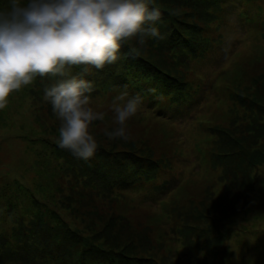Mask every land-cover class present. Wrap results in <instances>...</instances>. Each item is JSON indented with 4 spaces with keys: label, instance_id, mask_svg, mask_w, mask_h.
<instances>
[{
    "label": "rangeland",
    "instance_id": "obj_1",
    "mask_svg": "<svg viewBox=\"0 0 264 264\" xmlns=\"http://www.w3.org/2000/svg\"><path fill=\"white\" fill-rule=\"evenodd\" d=\"M8 5L9 0H0V10ZM206 10L216 14L207 17L212 23L204 28V37L211 39L207 52L195 51L194 57L188 52L182 59L166 48L164 33L148 37L152 47H145L147 37L141 48L129 43L139 38L123 43L153 60L152 65L166 75L164 81L175 77L179 81L172 79L174 84L184 86L177 96H158L154 110L147 106L151 97L142 99L137 114L127 122V140H109L104 130L118 127L112 104L124 103L130 93L125 91V101H117L122 88L100 85L94 67L68 70L69 75L90 80L91 106L106 114L104 121L90 126L98 149L88 160L58 145L60 122L44 100L45 88L57 80L37 77L9 96L7 106L0 109V239L8 242L0 247L23 254L22 247H32L33 241L22 235L20 227L28 234L30 222L40 218L66 242L71 240L58 228L72 232L89 225L90 231L101 228L102 237L106 229L105 246L124 247L130 254L150 257L152 264H264V0H229L222 10L212 4L200 7L202 13ZM180 16L204 26L194 13ZM153 26L169 31L161 18ZM185 43L183 38L176 41ZM186 94L192 95L190 107L179 100ZM153 95L152 91V99ZM129 148L142 150L138 156L143 159L130 172L135 186L121 192V183L106 184L101 175L110 166L115 171L124 167L109 152ZM152 170L157 177H148ZM7 181L21 184L38 205L39 201L46 205L31 207L28 193L15 195L13 184L7 195ZM162 182L160 190L155 184ZM48 212L59 215L69 227ZM43 254L33 251L28 262L7 264H51L52 252L40 263ZM4 257L0 256L1 264H6Z\"/></svg>",
    "mask_w": 264,
    "mask_h": 264
},
{
    "label": "clouds",
    "instance_id": "obj_2",
    "mask_svg": "<svg viewBox=\"0 0 264 264\" xmlns=\"http://www.w3.org/2000/svg\"><path fill=\"white\" fill-rule=\"evenodd\" d=\"M150 5L151 0H9L0 10V109L37 77H60L44 90L60 122L58 145L78 158H92L98 143L89 129L106 114L91 106L93 84L68 70H102L117 62L124 42L139 38L143 45L145 37L160 38L153 24L162 14ZM126 95L116 100L125 101ZM141 102L139 96L113 102L118 127L104 130L109 140L129 139L127 122Z\"/></svg>",
    "mask_w": 264,
    "mask_h": 264
},
{
    "label": "trees",
    "instance_id": "obj_3",
    "mask_svg": "<svg viewBox=\"0 0 264 264\" xmlns=\"http://www.w3.org/2000/svg\"><path fill=\"white\" fill-rule=\"evenodd\" d=\"M155 1L156 3H151L150 6L158 8L160 10L162 14L161 21L162 23H166L167 27L169 28V31H166L164 28L159 26L160 34L164 33V38L166 39L162 40V42L165 44L167 49L173 52V54H179L182 59H186L187 57L185 53L189 52L190 54H194L195 51L199 50L200 53L202 52V50H204L203 52H207L208 49L206 45L211 44V39H207L206 37H204V28L210 23H212V20L207 19V17L213 18L216 16V14H211L210 10H206L202 13L200 11V7L208 8L209 5L212 4L217 10L221 9L224 6V3L229 0ZM163 7H167L166 10L163 9ZM186 8H189L190 11L186 12ZM190 13H194L197 19L203 21L204 26L199 25L196 22L189 23L185 20L180 19V17H182L180 16L181 14L189 15ZM262 18V29L264 30V16ZM182 38L186 39V45H176V41H180V39ZM147 39L149 42L148 46H145V44H139L138 39H135L132 42L130 41L129 43L133 46H137L140 48L143 46L152 47V38L147 37ZM189 39H192L194 43H190ZM126 46L122 45V48L120 49L119 53V59L117 60V62L111 65H106L102 70H98L99 76L101 77L100 85L104 86V84H107V81H109L111 85L122 88L124 92L128 91L130 95L132 94L131 97L139 96L142 99L146 98L148 100L149 96L151 97L152 101L147 103L148 106H152V102L155 101L156 98L158 96H161L162 94L169 95V97H172L173 95L177 96L178 94H182L183 85H175L174 81L172 80L178 79L172 77L171 79L167 80V82L164 81L163 79H165L166 75L158 67L152 65V60L150 58H146L137 54L134 50L131 49V46L129 44H127ZM197 54L198 53L194 54L193 57ZM159 60L166 63L163 58H159ZM169 64L170 66H173L174 63L170 62ZM82 75L84 74L80 72L79 76ZM48 78H53L57 81L61 79L60 77ZM85 79L90 81L86 77ZM152 91L154 93L153 99ZM179 100L183 105L187 107H190L193 101L191 94H186ZM142 102L140 105H142ZM182 113L183 112L180 111L177 114L178 117H181ZM164 115H166V113H164ZM39 144H42V141L38 142L37 145ZM127 149L121 150L120 152H109L113 154L115 159L122 161V165H124V167L120 165L118 166L119 170L115 171V168L113 169L111 168L112 166H110L109 171L104 172L101 175V180L106 184L108 182H113L115 184L121 183L119 188V191L121 192H125V190H130L135 186L136 182L133 181L134 177L130 174V172L136 170L143 159L142 155V159L138 156V153H142V150H136L134 148H129L130 150ZM104 153H108V151H104L102 154ZM98 161L99 162L97 164L101 166V161ZM108 173L109 175L112 174L113 176H109ZM93 179L97 182L99 178L96 175L93 177ZM12 184L16 185L14 191L15 195H17L19 192H23L22 190L28 193V196H30L31 198V207L41 208V206L46 205L44 201H39L41 205H38L37 201H35L33 196L29 193V190H27L21 184L17 185L15 183H12L11 181H7L6 187L4 188V192L7 195H11L12 193ZM106 184H104V189L108 191L110 187H108ZM53 211L55 212V210ZM48 216L53 217L54 220H56L59 224L67 225L66 222H64L63 219L56 213L48 212ZM82 219L83 225L85 218L83 217ZM89 228V225H85L84 228H81L82 231L77 228L75 230H72V232L67 230L65 227L58 228L62 229L65 233V236H67L71 240L69 242H66L65 239L56 237L54 233V226L52 224L38 218L37 220L30 222V226L28 227L30 233H23L25 227H20V232L22 233V235L31 237V242L33 241V246L30 247L29 245H25L24 247H22L21 250H25V252L21 255L19 254V251H16L19 249L14 250L1 246L0 256H6L4 257V259H2L6 264L13 260H22L28 262V260L31 258V254L33 251L37 252L38 254H40L41 251L42 253H44L40 256L43 257L41 260H39L40 263L45 262V256L47 252H52L53 254L51 264H152L154 262L150 257H138L134 253L130 254L131 252H126L124 247L119 249L105 246L104 242L106 229L105 231H103L102 237L101 228L96 231H90ZM15 233L19 239H22V237H20L16 231ZM125 235L127 236L126 233ZM75 236H77V238ZM5 239H0V243L2 245L8 243ZM25 241H27L26 238ZM26 244L28 243L26 242ZM76 245L80 246L78 250H75ZM28 251H31L29 255L27 254ZM7 258L8 260H6Z\"/></svg>",
    "mask_w": 264,
    "mask_h": 264
}]
</instances>
